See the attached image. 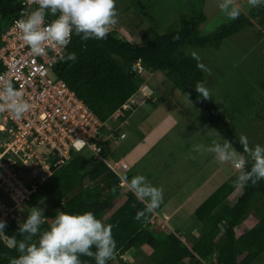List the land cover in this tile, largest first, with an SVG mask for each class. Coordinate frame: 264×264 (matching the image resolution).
<instances>
[{
	"label": "trees",
	"instance_id": "obj_1",
	"mask_svg": "<svg viewBox=\"0 0 264 264\" xmlns=\"http://www.w3.org/2000/svg\"><path fill=\"white\" fill-rule=\"evenodd\" d=\"M20 10L21 3L17 0H0V37L20 17ZM205 21L199 9L191 16L180 15L177 26L164 34L154 28L142 31L138 41L120 36L116 26L102 40L82 41L79 36L72 35L64 56L74 52L76 59L62 61L60 58L53 71L105 125L112 120L122 124L134 109L124 110L123 106L139 92L138 76L132 67L140 62L145 69L165 74L175 88L207 113L210 126L217 129L222 140L228 139L238 152H242L239 136L229 122L232 114L233 117L235 113L240 114L241 108L231 106V114L226 104L216 101L208 92L203 70L196 66L200 60L188 56L185 50L192 47L220 49L225 40L247 28L258 26L264 31V5H258L245 15L241 13L211 34L201 36L199 28ZM197 81L204 82L207 99L194 91ZM113 134L118 139L122 131ZM109 154L113 160L118 159L114 153ZM235 179L231 177L220 185L196 208L193 216L199 235L186 241L153 225V213L148 214L146 220H134L143 205L130 191L118 205L122 193L118 176L102 160L77 152H72L67 163L53 169L37 186L28 207L47 198L52 200V209L44 213L41 230L47 228L57 210L91 211L104 223L112 225L116 249L107 264H113L115 258L127 264L122 255L128 251H146L147 264H253L264 256V180L244 184L242 194L230 205L228 201L236 190ZM3 222L0 264H8L9 258L18 255L16 242L23 237L17 231V220ZM244 223H251V226L242 231L240 227ZM80 259L82 264H94L90 257L81 256Z\"/></svg>",
	"mask_w": 264,
	"mask_h": 264
},
{
	"label": "rangeland",
	"instance_id": "obj_2",
	"mask_svg": "<svg viewBox=\"0 0 264 264\" xmlns=\"http://www.w3.org/2000/svg\"><path fill=\"white\" fill-rule=\"evenodd\" d=\"M234 3L244 15L258 6L251 7L247 0H234ZM115 8L118 16L115 26L119 30V35L129 41H138L140 33L148 28H154L159 34H164L177 26L180 15L191 16L199 9L206 17V21L199 28L201 36H207L231 21L217 8L216 0H115ZM193 52L204 65L202 70L208 92L217 102L226 104L227 112L231 114V106L238 105L241 108L240 114L235 113L234 117L232 114L229 121L233 132L238 136L245 135L250 147L254 144L264 145V31L258 26L247 28L225 40L220 49L192 47L185 50L188 56H192ZM146 71L147 69L143 74H137L136 83L139 90L142 89L143 96L148 97L149 94L151 96L155 93L152 98L156 100L153 99L155 100L153 103H146L148 110L144 107L140 110V112L143 110V115L147 113L144 119L139 117V120L142 119L140 121L135 118L134 122L128 121L126 125H120L116 120L106 123L104 134L112 136L106 144H117L113 132L123 131L127 133V138H123L122 147L137 144L144 148L146 144L143 141L151 127L154 129L159 125L157 132L168 127L167 131L164 130L163 141L159 144L156 142L153 149H149V153L143 155L129 174L131 176L142 174L154 186L162 188L160 204L162 205L174 197L177 201L183 200L187 191L213 173L210 182L201 187L199 193L187 205V209L191 206L196 207L201 203V199L207 198L216 188L228 182L232 174V177L236 178L239 170L224 162V177L223 172L217 174L215 163L218 160H208L211 159L212 153L195 150L196 145L208 146L214 140L223 141L221 135H217V129L210 126L207 113L175 88L165 74ZM140 95L142 94L139 93L141 97L139 100H143L144 97ZM134 107L136 103L132 105V108ZM108 148L100 153V157L106 164L112 165V160L106 156ZM87 155L88 153H85V156ZM198 163L203 165V168H198ZM85 184L89 182L85 181ZM120 187L123 190L124 186ZM177 187L183 189L175 194L174 190H177ZM238 189L240 191L236 190L228 201L230 205L242 194V186ZM124 195L122 192L118 197V205L124 200ZM34 207L41 209L44 216L45 212L52 209V200L44 199ZM30 210L28 207L21 215L15 212V219H18L19 223L23 222ZM155 211L160 212L159 207ZM156 219V223L158 220L161 221L158 217ZM162 221L157 225L160 228ZM250 226L251 223H244L240 229L245 231ZM122 258L120 259L127 264L142 262L147 264L148 261L146 251H128ZM113 264L121 262L115 258ZM253 264H264V256Z\"/></svg>",
	"mask_w": 264,
	"mask_h": 264
},
{
	"label": "clouds",
	"instance_id": "obj_3",
	"mask_svg": "<svg viewBox=\"0 0 264 264\" xmlns=\"http://www.w3.org/2000/svg\"><path fill=\"white\" fill-rule=\"evenodd\" d=\"M247 2L251 7L264 5V0ZM216 6L230 20L241 14L234 0H216ZM46 16L54 18L46 21ZM117 22L115 0H36V7L30 8L26 15L17 19L14 27L19 31L20 39L29 51L39 56L45 53L46 44L64 47L72 35L79 36L82 41L102 40ZM191 55L199 61L195 52ZM75 59L74 52L61 57L62 61ZM196 66L204 69L202 63L198 62ZM144 71L145 68L140 73L133 72L140 75ZM0 79L3 77L0 76ZM193 88L200 97L208 98L204 82L197 81ZM31 107L32 105L23 98L21 90L14 88L11 82H4L0 88V110L20 119ZM238 143L242 152H238L232 142L225 138L223 142L214 140L208 146L196 145L195 150L210 152L219 162H227L239 170L233 181L235 188L264 180V145L254 144L250 147L247 137L243 134L239 135ZM118 180L120 185L126 186L136 201L143 205V208L136 212L134 220H146L148 214L153 213L161 204L162 188L154 186L144 175L136 174L131 178L121 175ZM30 209L26 219L18 223L17 231L23 238L16 242L18 255L9 258L8 264H82L81 256L92 258L94 264H107L113 257L116 242L111 232L112 225L104 223L91 211L69 213L57 210L54 218L50 219L51 223L41 230L44 222L42 210L35 207ZM4 228L5 223L0 221V232H3Z\"/></svg>",
	"mask_w": 264,
	"mask_h": 264
},
{
	"label": "built area",
	"instance_id": "obj_4",
	"mask_svg": "<svg viewBox=\"0 0 264 264\" xmlns=\"http://www.w3.org/2000/svg\"><path fill=\"white\" fill-rule=\"evenodd\" d=\"M17 1L19 18L36 7V0ZM16 20L0 37V88L11 82L32 107L20 119L0 110V221L15 219V212L21 215L37 186L67 163L72 152L102 160L100 153L112 138L104 134L105 124L53 71L71 36L66 46L46 44L45 53L37 56L20 39ZM114 30L115 26L108 33ZM132 69L140 73L143 67L137 62ZM132 104L129 100L123 109ZM108 166L118 177L128 169L121 161Z\"/></svg>",
	"mask_w": 264,
	"mask_h": 264
},
{
	"label": "crops",
	"instance_id": "obj_5",
	"mask_svg": "<svg viewBox=\"0 0 264 264\" xmlns=\"http://www.w3.org/2000/svg\"><path fill=\"white\" fill-rule=\"evenodd\" d=\"M146 72L153 73L151 70H148V69H147ZM141 90L142 89L140 88L139 92L132 98L135 101V103H136V107H134V109H133V111H132L131 116L129 117V119L125 123H122V124H125L126 125L128 121H130V122L133 121L134 122V119L135 118H136V120H139V117L140 116L142 117V119H144V115L147 114V113H145L143 115V110H142V112H140V110L143 107L146 108V110H148L149 107L147 106L146 103L147 102L153 103L156 100V98H154V97L152 98V95H154L155 93L151 94V96L149 94L148 97H145V96H143V93H141L142 92ZM139 93L142 94L140 96H143L144 97L143 100H139L141 98V97H139ZM153 99H155V100L153 101ZM146 110L144 112H146ZM142 119H140V120H142ZM119 124L121 125V123H119ZM157 127L158 128H154V129H152L153 127H151V129L147 133L146 138L143 141V143L146 144V146L144 148L141 147V146H138L137 144L136 145H128L125 148L122 147L123 144L121 142L123 141V138L127 136L126 135L127 133L126 132H123V131H122L121 137H119L117 139V144H113L112 143L113 145L112 144H110V145H107L106 144V147L104 146V148H106V150H107L108 146H110L108 148L109 151L106 152L107 153L106 156L109 157L112 160V162H113L112 165H114L116 162H119V161H121L123 164H126L127 165V167H128L127 171H125V172H118V174L120 176L121 175H125V176L131 178L132 176L129 173L131 172L132 169H134V167L137 166V162L142 159L143 155H146L147 153H149V149H153L152 147L154 145H156L155 144L156 142L159 144L160 142L163 141V139L165 138V136H164V134H165L164 133V130L166 129V131H167L168 130V127H165L164 130L161 128L160 132H157L158 129L160 128L159 125ZM104 148H103V151L102 152H104ZM109 153H112V154L114 153V156L116 158H118V159L117 160H113V158H111L109 156L110 155ZM210 158L211 159H208L209 161L212 160V159H215L214 158V154H212V156L210 155ZM197 167L198 168H203V165H201L200 163H198L197 164ZM223 167H224V164L223 163H221L219 161L217 163H215V169H216L215 171L218 172L217 174L223 172V176L222 177H224V175H225L224 174ZM235 170H237V169H235ZM230 174H232V173H230ZM211 175H213V173ZM211 175L207 176L204 180H202L199 185L193 186L190 191H187L186 192V196L183 198V200L177 201V199L174 197L169 202H166V203L160 205L159 206V211L160 212H157V211H154L153 212V218L151 220V223L153 225L157 226L158 223H160L164 219L162 221L161 229H163L167 233H174L178 237H179V235H181L182 237L180 239L181 240H184L185 239V241L187 239H191V237L192 238L193 237H197L199 235V231H198V226H197L196 220L194 219L193 213L196 210V208L206 198L205 199H201V203H199L196 207H192L191 206L190 209H187V205L189 204L190 200L197 193H199L201 187L206 186V184H208L210 182V180L212 178ZM232 175L230 176V178L232 177ZM181 189H183V188L177 187V190L175 189L174 190V193L175 194L179 193V191ZM236 190H239V189L236 188ZM122 192L124 194L126 192H128L126 186H124ZM230 198H232V196ZM157 217L160 218L161 221L158 220V222L156 223V221H157L156 218Z\"/></svg>",
	"mask_w": 264,
	"mask_h": 264
}]
</instances>
